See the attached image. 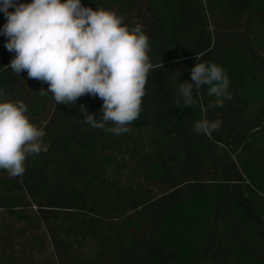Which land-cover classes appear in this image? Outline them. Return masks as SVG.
<instances>
[{
  "label": "trees",
  "instance_id": "1",
  "mask_svg": "<svg viewBox=\"0 0 264 264\" xmlns=\"http://www.w3.org/2000/svg\"><path fill=\"white\" fill-rule=\"evenodd\" d=\"M81 4L148 37L140 115L114 135L112 122L84 120L81 106L102 115L98 96L57 104L46 82L17 76L0 11V103L23 102L49 145L21 176L0 169V264H36L44 247V264H264V102L253 110L264 99V0ZM196 63L224 69L233 99L223 108L208 107L207 86L183 107L178 86ZM201 119L222 126L197 134Z\"/></svg>",
  "mask_w": 264,
  "mask_h": 264
},
{
  "label": "clouds",
  "instance_id": "2",
  "mask_svg": "<svg viewBox=\"0 0 264 264\" xmlns=\"http://www.w3.org/2000/svg\"><path fill=\"white\" fill-rule=\"evenodd\" d=\"M13 8L14 11L9 12ZM7 19L3 34L5 47L15 57L7 66L17 75L46 82L57 104H73L91 94L102 99L99 119L81 106L86 123L120 135L141 111L145 85L152 64L149 62L148 37L139 26L129 30L114 11L82 6L81 0H31L18 4L2 0ZM196 58V57H195ZM191 83L178 86L183 107H194L193 88L207 86L215 99L208 107H224L233 99L230 81L224 69L215 63H196L191 69ZM43 94V89L40 90ZM177 99L176 105L179 106ZM23 102L0 103V169L10 177L25 172L27 156L47 153L45 132L34 126L24 114ZM222 121L201 119L193 125L197 134L211 135Z\"/></svg>",
  "mask_w": 264,
  "mask_h": 264
},
{
  "label": "rangeland",
  "instance_id": "3",
  "mask_svg": "<svg viewBox=\"0 0 264 264\" xmlns=\"http://www.w3.org/2000/svg\"><path fill=\"white\" fill-rule=\"evenodd\" d=\"M264 102V99L263 98H260L258 97L256 100H255V105L253 107V110H257V108ZM8 222H11V220L8 219ZM19 227L21 225H18ZM47 247L45 248L44 247V254L40 255V256H36L35 257V261H36V264H44L46 261H47V256H48V253H47Z\"/></svg>",
  "mask_w": 264,
  "mask_h": 264
}]
</instances>
